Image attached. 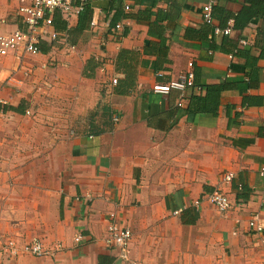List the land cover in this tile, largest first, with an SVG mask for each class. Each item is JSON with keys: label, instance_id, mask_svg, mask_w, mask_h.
<instances>
[{"label": "crops", "instance_id": "obj_1", "mask_svg": "<svg viewBox=\"0 0 264 264\" xmlns=\"http://www.w3.org/2000/svg\"><path fill=\"white\" fill-rule=\"evenodd\" d=\"M88 1L55 16L74 49L0 55V245H63L0 264H264V0H219L222 36L203 21L206 0ZM20 3L0 0L1 34L25 29ZM190 61L204 108L153 90ZM215 189L228 211L204 199ZM112 213L132 230L128 261L105 244Z\"/></svg>", "mask_w": 264, "mask_h": 264}, {"label": "built area", "instance_id": "obj_2", "mask_svg": "<svg viewBox=\"0 0 264 264\" xmlns=\"http://www.w3.org/2000/svg\"><path fill=\"white\" fill-rule=\"evenodd\" d=\"M21 3L18 7V12L22 17V22L25 25L24 30H16L10 34L3 35L0 33V55L16 54L18 56H25L27 54L40 53V45L44 41H49L50 45L57 46L62 44L70 49H74V45H69L67 35L60 34L55 30V16L59 14L63 19L68 20L72 16L79 15L86 7L88 0H19ZM219 0H206L201 8V15L203 21L206 24L213 26V33L217 36L229 35L232 31V26L227 25L221 27L214 25V8ZM132 8L131 3L128 2L124 5L126 12ZM125 23L122 21L116 23L110 28V36L114 39L122 37V31ZM51 27L52 30H48ZM246 40H241L240 44L245 45ZM119 77L115 75L111 79V84L116 86L118 84ZM172 89L179 91L177 100L178 107H184L185 104L191 100V90L200 89L195 84V71L194 62L188 63L187 72L179 79L171 80L165 84H156L153 87L155 92L168 93ZM5 99L0 97V112H3V107L6 105ZM30 113V111H28ZM264 174V168L262 170ZM234 174L226 172L222 179L226 182H231ZM210 203L214 204L220 211L226 212L232 206L233 203L229 198V195L221 189H215L208 193L205 198ZM203 199L194 201L196 206L200 205ZM178 213V211H176ZM257 217V215L255 216ZM107 236L105 244L109 248H113L116 251L117 258L122 261H128L131 254V243L133 238L132 230L127 226H122L117 221L116 213H112L108 221ZM251 225L256 229L262 227L255 224V221H251ZM81 235L76 236L75 241L79 242ZM63 249L61 243H56L53 247L47 246L43 240L39 237H34L30 241L24 243L22 246L14 240H9L5 243L1 242L0 255H19V253H27L36 257H42L56 255Z\"/></svg>", "mask_w": 264, "mask_h": 264}, {"label": "trees", "instance_id": "obj_3", "mask_svg": "<svg viewBox=\"0 0 264 264\" xmlns=\"http://www.w3.org/2000/svg\"><path fill=\"white\" fill-rule=\"evenodd\" d=\"M138 1H140V2H142L143 0H138ZM90 5H86V7H85V9L82 11V12H90ZM81 12V13H82ZM80 13V14H81ZM90 15H91V13H89ZM118 15V14H117ZM117 15H115V17H114V21H116V20H118V18H119V16H117ZM61 18V17H60ZM55 19H56V17H55ZM162 52L165 54V53H167V50H166V48H164V50H162ZM197 74H196V71H195V84H196V86H199V83L197 82ZM217 90V91H221L223 88H214L213 86H209V87H207V92L210 94V93H212V92H214L215 90ZM207 97H202V95L200 94V95H191V103H194L195 105H197L199 108H204V104H205V102H206V99ZM197 109V108H196Z\"/></svg>", "mask_w": 264, "mask_h": 264}]
</instances>
